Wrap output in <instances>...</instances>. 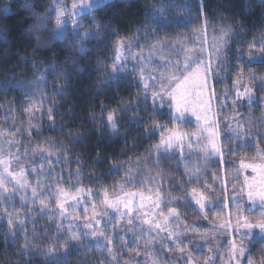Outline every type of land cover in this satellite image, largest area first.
Segmentation results:
<instances>
[{"label":"trees","instance_id":"obj_1","mask_svg":"<svg viewBox=\"0 0 264 264\" xmlns=\"http://www.w3.org/2000/svg\"><path fill=\"white\" fill-rule=\"evenodd\" d=\"M53 2L0 0V129L17 140L22 154L58 148L52 176L45 172L40 180L45 197L25 205L20 198L0 197V264H139L129 260L133 249L117 262L85 240L70 241L69 229L44 211L47 198H55L57 186L49 184L103 191L116 181L115 166L158 142L157 125L173 127L169 111L145 102L130 73H113L118 43L171 40L203 21L226 30L234 37L214 88L217 95L229 94L238 73L264 77V63H250L245 51L264 42V0H111L79 18L76 37L55 35ZM36 14L46 23L33 27ZM240 53L246 55L237 60ZM235 109L236 104L223 115ZM110 113L115 129L107 121ZM239 148L236 160L264 150V140L253 137Z\"/></svg>","mask_w":264,"mask_h":264},{"label":"rangeland","instance_id":"obj_2","mask_svg":"<svg viewBox=\"0 0 264 264\" xmlns=\"http://www.w3.org/2000/svg\"><path fill=\"white\" fill-rule=\"evenodd\" d=\"M109 1L111 0H105L102 4L100 0L53 2L51 7L55 16L56 10L64 13L60 17L59 26L64 30L62 36L70 32L76 37L80 25L79 18ZM90 3L99 6L89 9L87 6ZM159 15H163V11L157 12V16ZM186 16L183 17L185 20L188 19ZM57 29L56 24L55 33ZM2 37L0 24V38ZM233 37L228 31L213 29L203 21L196 29L171 40H159L145 46L134 41L117 44L114 65L120 70L115 74H122L123 71L130 73L141 87V97L145 102L156 110L169 111L173 127L167 130L164 127H157L160 134L158 142L143 155L115 166L113 172L116 181L103 191L67 190L56 185V181L52 179L53 182L49 186H57L53 188L55 191L52 193L55 198L51 203L48 197L43 208L46 215L57 218L60 226L64 225L69 229L70 241L85 240L92 248L103 249L117 262L121 256L127 253L130 255L133 249L136 254L129 256L131 262L133 259L139 264H153L154 261L156 264H186L189 251L196 248L197 251L191 252L196 264H205L206 261L208 264H246L247 259L253 260L255 264H264V234H261L259 229H253L251 238L243 240L246 246L245 255L240 257L238 262L231 259L229 252L231 241L235 239L239 243L241 237L226 226V221L231 219L235 224L237 210L250 220L259 218L262 202L256 194L264 192V171L253 172L251 168H240L241 159L245 163L264 162L260 160L264 150H258L250 156L243 155L236 160V150L240 151L239 147L246 145L253 138L246 137L247 130L259 127L260 131L264 132V95L261 97L258 95L259 89L264 91V77L249 76L245 72L242 76L238 73L235 76L237 80L234 88L229 94L217 95L214 88L215 77L220 74L222 63L227 59ZM117 50L121 56L120 61L116 59ZM192 50L200 53L206 63L211 62L213 71L208 76V91L202 99H209L211 112L207 115L218 123V144L223 156L216 155L205 159L203 148L207 144V139L202 138L198 141L196 136L191 138L185 136L182 146L175 143L172 148L167 149L165 153L167 158H164L160 155L164 149H157L162 136L167 137L172 132L198 134L205 127L203 121L196 120L191 110L185 112L181 118H174L179 117V113L175 112L174 107L169 106L170 100L165 98L164 106L161 107V102L157 101L154 104L151 97V91L158 90L160 82H167L166 78L172 75L177 62L182 68L186 54ZM245 51L248 60L249 57H256V61L251 63H264V42L257 43ZM246 54H236L237 60H241ZM141 75L150 85L147 99ZM150 77L158 79L152 80ZM246 89L248 90L246 95L238 96V91L244 93ZM189 99L190 109L199 104L196 97ZM234 104L239 107V111L235 109L237 113L223 115ZM197 111L204 114L200 108H197ZM242 111H247L248 116L242 117ZM235 142L236 147L233 148L232 143ZM57 149L45 147L22 154L17 140L7 136V133L0 129V160L6 162V165L0 164V174L4 176L7 189V192L0 189V197L5 201L20 198L22 205L28 201L32 204L37 203L39 198L45 197L44 191L40 188V180L45 172L49 179L52 176L49 174L51 171L49 166L57 158ZM26 154L28 155L25 156ZM6 166L13 173L12 176L5 173ZM32 176L34 182H31ZM249 185L254 194L252 200L248 197ZM192 188H196L198 193L207 194L208 207L200 210L195 202L199 195L193 196ZM61 192L64 195H58ZM132 192L137 195L135 197L126 195ZM105 193L110 203H114L118 198L121 201L131 200L129 208H124L121 203L117 211L109 206V203H105ZM140 193L152 199L142 201ZM156 203H159V208L156 207ZM59 204H64L66 210L62 211ZM168 208H176L178 215L169 216L165 220L159 213L167 215ZM157 223L165 230L157 229L155 227ZM87 224H91L92 227L86 228ZM221 225L225 227L222 228ZM92 231L97 232L95 237L91 235ZM101 232L103 236L99 235ZM169 232L179 234L183 238L184 243L180 245L186 250L183 254L175 246V236L172 239L167 238ZM77 235L80 239H73V236ZM108 248L112 249L111 253Z\"/></svg>","mask_w":264,"mask_h":264},{"label":"snow or ice","instance_id":"obj_3","mask_svg":"<svg viewBox=\"0 0 264 264\" xmlns=\"http://www.w3.org/2000/svg\"><path fill=\"white\" fill-rule=\"evenodd\" d=\"M56 3H59L60 0H55ZM105 0H100V4L104 3ZM99 6L97 4H89L87 7L90 9L92 7ZM25 7H30V5L25 4ZM75 7V5H73ZM59 10H56V17H57V25L58 29L55 33L57 37L62 36L64 34L63 28H60L61 20L60 17L63 15ZM36 19L38 21L37 24H34L33 27H38L43 23H46L44 17L40 16L39 14H36ZM86 50V49H85ZM219 52V48H217V53ZM117 61L121 60V56L119 53V50H117ZM249 61L254 62L256 61V57H249ZM119 68L114 65L113 66V73L119 72ZM212 67L211 62H205L201 58V54L197 53L195 50L189 51L185 56V62L183 63L182 68L179 65V62H177V66L175 67L172 75L166 78L165 82H160L158 84V90L151 91V97L153 100V103L155 104L157 101H160V106L163 107V101L165 98L171 101L170 107H174L175 112L179 113V117L174 118H181L183 117L185 112H188L191 110V113L193 116H195L196 120L198 122L203 121V124L205 125L204 128L201 129L200 133H170L167 137L161 138V142L159 145H157V149L163 148L164 151L160 153V155L164 158H167L165 153L167 152V149H170L173 147L175 143H180L182 146V141L185 138V136H188L191 138V136H196L197 140L199 141L202 138L207 139V144L204 145L203 151L205 159L211 158L213 156L219 155L223 156V152L221 147L218 144L219 139V133H218V123L214 121V119H210L207 113L211 112V106L209 99H202V97L205 96V93L208 91V76L212 74ZM149 79L156 80L157 77H150ZM141 81L143 82V87L145 89V99H147L150 85L146 81H144L143 75H141ZM248 90L246 89L244 93H240L238 91V96L246 95ZM214 95V94H213ZM189 97H196L197 100H199V104L196 107L189 108V104L191 103ZM250 102H252L250 100ZM197 108L202 109L203 115L197 111ZM107 121L109 125L115 129L116 124L114 121V115L108 114ZM157 127H163L160 125H157ZM247 138L257 137L258 142L259 140H264V133L260 131L259 127L249 128L246 132ZM190 146V145H189ZM260 160L264 161V153L260 155ZM159 162V161H157ZM0 164H5L6 162L4 160H0ZM240 168L241 169H248L251 168L253 172L257 171H264V162L261 163H245L243 159L240 161ZM5 173L8 176H12L13 173L8 170L7 166L4 169ZM247 179V178H246ZM249 187L248 197L250 200L253 199V192L251 191V185ZM0 189H3L5 192H7V189L4 184V176L3 174H0ZM192 194L193 196L199 195V198L196 199V204L199 205L200 210L205 209L208 207V197L207 194L204 192H197L196 188H192ZM58 195H64V193H58ZM127 196L135 197L137 193H127ZM141 197V200L149 199L151 200V197H144L143 193L139 194ZM259 198V200L262 202V211L261 216L255 220H250L247 216H243L242 213L237 210L236 212V221L235 224L232 223L231 219L226 221V226L228 228H231L233 232L240 234V242L237 243L235 239L231 241V248L229 249L230 257L232 260L239 261L240 257H243L245 255L246 246L243 243V240L245 238L250 239L252 236V230L253 229H259V232L261 234H264V192H259L256 194ZM105 203H109V206L115 208L117 211L119 210V206L121 203H123L124 208H129V204H131V200L128 201H121L119 198L114 202L110 203L107 200V193H105ZM239 202L237 201V205ZM226 206V205H225ZM156 207L159 208V203H156ZM59 208L64 211L66 210L64 207V204H59ZM131 211V209H129ZM160 216L164 217L165 220L168 219L169 216H177L178 212L176 208H168L167 209V215H165L163 212L159 213ZM131 223V221H129ZM99 223V221H97ZM86 228H91V224L85 225ZM155 227L161 231H164L159 223L155 224ZM221 227H225V225H221ZM91 235L95 237L97 235L96 231H92ZM100 236H103L104 234L101 232L99 233ZM175 236V246L178 248V250L183 254L186 250L183 247H180L181 244L184 243L183 238L179 234H174L169 232L168 239H172V237ZM73 239L79 240L80 237L73 236ZM191 242V241H189ZM109 253L112 252L111 248H108ZM197 251L196 248H193L189 251L187 256L186 264H196L195 258L192 256L191 252ZM211 251V249H209ZM138 254V253H137ZM66 257V253L62 254ZM153 264H156L154 261ZM205 264H208L206 261ZM246 264H255V262L251 259L246 260Z\"/></svg>","mask_w":264,"mask_h":264}]
</instances>
